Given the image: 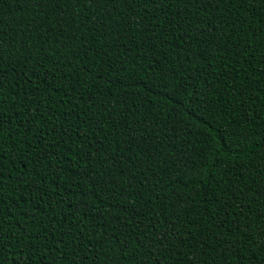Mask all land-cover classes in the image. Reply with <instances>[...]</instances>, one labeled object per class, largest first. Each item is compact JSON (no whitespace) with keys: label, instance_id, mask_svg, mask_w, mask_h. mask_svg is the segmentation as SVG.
<instances>
[{"label":"trees","instance_id":"1","mask_svg":"<svg viewBox=\"0 0 264 264\" xmlns=\"http://www.w3.org/2000/svg\"><path fill=\"white\" fill-rule=\"evenodd\" d=\"M0 264H264V0H0Z\"/></svg>","mask_w":264,"mask_h":264}]
</instances>
